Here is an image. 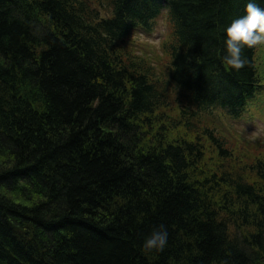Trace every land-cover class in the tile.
Returning <instances> with one entry per match:
<instances>
[{"label": "trees", "instance_id": "16d2710c", "mask_svg": "<svg viewBox=\"0 0 264 264\" xmlns=\"http://www.w3.org/2000/svg\"><path fill=\"white\" fill-rule=\"evenodd\" d=\"M236 1L172 0L156 71L126 48L151 22L141 0H107L105 18L87 0H0V264H264V163L201 177L205 140L231 154L201 117L258 91L253 48L223 63ZM161 224L168 245L146 254Z\"/></svg>", "mask_w": 264, "mask_h": 264}, {"label": "rangeland", "instance_id": "374dc122", "mask_svg": "<svg viewBox=\"0 0 264 264\" xmlns=\"http://www.w3.org/2000/svg\"><path fill=\"white\" fill-rule=\"evenodd\" d=\"M164 26L159 24L157 31L148 36H136L132 40L135 48L141 52V56L147 61L156 65L157 71L161 70L168 62V55L165 54L162 42L160 39L164 36ZM260 65V75L264 77V50H257L256 64ZM259 67V66H258ZM172 108L170 111L176 116L177 108ZM173 116V115H172ZM180 116H178L179 118ZM174 118V116H173ZM172 118V119H173ZM200 127L217 126L220 134L216 131L218 138L224 141L225 148L231 154L222 155L212 148L210 142L205 140V146H209L205 153L203 168L207 169L203 172V178H207L208 173L212 170L225 171L231 170L236 173L240 171L247 177L251 173L250 166L262 162L264 163V95L258 100L248 111V113L238 121H228L223 115L216 114L214 116H202L199 122ZM185 134L192 138H197L200 133L197 131L189 133V130H184ZM226 157H230L227 159ZM226 158V159H224ZM251 166V167H252ZM205 174V175H204ZM210 175V174H209ZM254 175V174H253ZM235 177V176H233ZM254 180V176L250 177ZM222 187L226 185L221 184Z\"/></svg>", "mask_w": 264, "mask_h": 264}, {"label": "clouds", "instance_id": "9594fccd", "mask_svg": "<svg viewBox=\"0 0 264 264\" xmlns=\"http://www.w3.org/2000/svg\"><path fill=\"white\" fill-rule=\"evenodd\" d=\"M226 54L223 63L226 67L239 69L244 65L242 51L245 47L252 48L264 45V8L253 0L246 5L245 15L235 19L226 29ZM169 233L163 224L153 229L142 245L146 254L153 251L162 252L168 245Z\"/></svg>", "mask_w": 264, "mask_h": 264}, {"label": "bare ground", "instance_id": "6f19581e", "mask_svg": "<svg viewBox=\"0 0 264 264\" xmlns=\"http://www.w3.org/2000/svg\"><path fill=\"white\" fill-rule=\"evenodd\" d=\"M125 3H126V1H128V0H123ZM255 1L256 0H253V2L255 3ZM249 1H241L240 3H239V1H236V4H240L242 7H246V5H247V3H248ZM256 4H257V2H256ZM128 20L126 19L124 22H123V24H125L126 22H127ZM253 48V47H252ZM150 120V119H149ZM151 121V120H150ZM151 123H152V121H151ZM140 133H141V136H143L144 135V132H143V130H142V128H140Z\"/></svg>", "mask_w": 264, "mask_h": 264}]
</instances>
